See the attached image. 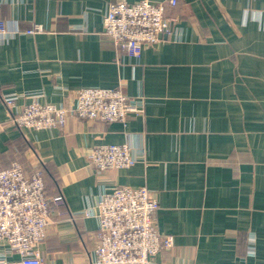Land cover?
Returning <instances> with one entry per match:
<instances>
[{"label": "crops", "instance_id": "0c3cea01", "mask_svg": "<svg viewBox=\"0 0 264 264\" xmlns=\"http://www.w3.org/2000/svg\"><path fill=\"white\" fill-rule=\"evenodd\" d=\"M116 1L0 0V170L42 168L60 199L43 264H96L98 202L116 186L158 199L157 227L173 240L159 264H264V0H177L171 32L139 58L104 31ZM85 87L120 89L144 112L34 131L14 126L3 101L69 106ZM126 143L140 153L133 166L90 165L94 147ZM1 257L20 259L4 244Z\"/></svg>", "mask_w": 264, "mask_h": 264}, {"label": "built area", "instance_id": "2783aa9c", "mask_svg": "<svg viewBox=\"0 0 264 264\" xmlns=\"http://www.w3.org/2000/svg\"><path fill=\"white\" fill-rule=\"evenodd\" d=\"M177 3H108L103 12L104 31L121 51L139 58L145 46L158 44L161 35L171 32L174 18L168 12ZM42 29V25H36L32 30ZM5 30L0 21V33ZM17 97L3 95L10 122L34 131L62 127L72 115L82 120L124 122L128 115H141L145 108L143 99L138 101L113 88H81L69 106L42 103L28 95L31 101L18 108ZM138 155L127 143L100 144L90 151L89 163L98 171L124 169L133 166ZM59 204V197L46 191L39 169L30 176L18 163L0 170V244L20 255L18 261L1 257L0 264H43L40 244ZM159 206L147 187L116 186L105 190L96 213L100 236L96 264H159L156 255L173 246L172 237H164L157 227L154 215Z\"/></svg>", "mask_w": 264, "mask_h": 264}, {"label": "trees", "instance_id": "16d2710c", "mask_svg": "<svg viewBox=\"0 0 264 264\" xmlns=\"http://www.w3.org/2000/svg\"><path fill=\"white\" fill-rule=\"evenodd\" d=\"M36 169H39L40 171H41V173H43V170H42V168H39V167H37V168H35V170ZM42 176H43V174H42ZM43 179H44V177H43ZM45 181V180H44ZM47 191V190H46Z\"/></svg>", "mask_w": 264, "mask_h": 264}]
</instances>
